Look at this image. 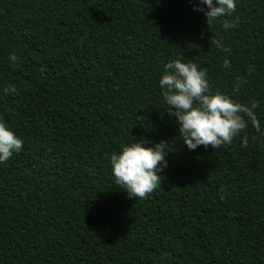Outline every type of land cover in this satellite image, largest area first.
<instances>
[{"label": "trees", "instance_id": "obj_1", "mask_svg": "<svg viewBox=\"0 0 264 264\" xmlns=\"http://www.w3.org/2000/svg\"><path fill=\"white\" fill-rule=\"evenodd\" d=\"M195 2L0 0V121L23 141L0 163V264H264V0L209 25ZM177 58L260 127L188 150L158 85ZM134 139L168 151L135 200L109 166Z\"/></svg>", "mask_w": 264, "mask_h": 264}, {"label": "clouds", "instance_id": "obj_2", "mask_svg": "<svg viewBox=\"0 0 264 264\" xmlns=\"http://www.w3.org/2000/svg\"><path fill=\"white\" fill-rule=\"evenodd\" d=\"M235 8L236 0H196L193 4V9L203 14L208 25L230 15ZM223 27L228 29L232 25L224 23ZM212 43L220 46L219 40ZM9 59L15 61L17 57L12 55ZM158 85L163 101L174 110L182 143L190 151L200 146L217 149L229 145L249 123L260 127L254 112L257 103L246 105L222 93H213L206 73L194 63H185L179 58L165 62ZM3 91L15 93L16 89L9 86ZM241 146H247V138ZM22 147L23 141L0 121V163L19 153ZM166 147L165 141L150 144L144 139H134L111 154V172L128 198L144 199L161 184V173L167 167Z\"/></svg>", "mask_w": 264, "mask_h": 264}]
</instances>
